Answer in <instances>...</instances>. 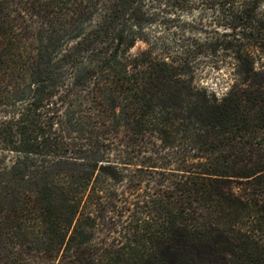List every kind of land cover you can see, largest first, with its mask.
I'll return each instance as SVG.
<instances>
[{
    "label": "trees",
    "instance_id": "trees-1",
    "mask_svg": "<svg viewBox=\"0 0 264 264\" xmlns=\"http://www.w3.org/2000/svg\"><path fill=\"white\" fill-rule=\"evenodd\" d=\"M261 6L0 0V264H264Z\"/></svg>",
    "mask_w": 264,
    "mask_h": 264
},
{
    "label": "rangeland",
    "instance_id": "rangeland-1",
    "mask_svg": "<svg viewBox=\"0 0 264 264\" xmlns=\"http://www.w3.org/2000/svg\"><path fill=\"white\" fill-rule=\"evenodd\" d=\"M263 6H261L260 10L263 11L264 9V0H262ZM149 14L146 17L145 26H147L148 31L151 35L155 37H159L165 41V43L171 42L172 40L176 39L179 36V31L175 30L176 26H183L185 28H204L207 26L208 28L215 26V21H213V17L209 16L208 14H203L200 9L193 10L189 15L184 14L181 17L173 14L172 9L170 7H166L164 5L153 4L149 6ZM261 11V12H262ZM34 28L38 27L39 25L34 23ZM178 29V28H177ZM209 30V29H207ZM203 34V33H201ZM69 36H64V42L69 38ZM202 40V35H201ZM177 42V40H174ZM144 44L140 41L136 43L132 51H136L139 48H142ZM225 60V67H222L221 70L217 72H213L209 75L208 79L203 81V83L209 88H213L218 93H222L225 91V81L226 76L230 73L229 69H227V62H229V58L227 57ZM226 68V69H224ZM121 190H125V187H119Z\"/></svg>",
    "mask_w": 264,
    "mask_h": 264
}]
</instances>
